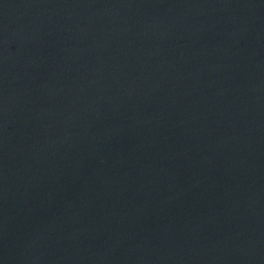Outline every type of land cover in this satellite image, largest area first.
Wrapping results in <instances>:
<instances>
[{"label": "water", "instance_id": "obj_1", "mask_svg": "<svg viewBox=\"0 0 264 264\" xmlns=\"http://www.w3.org/2000/svg\"><path fill=\"white\" fill-rule=\"evenodd\" d=\"M0 264H264V0H0Z\"/></svg>", "mask_w": 264, "mask_h": 264}]
</instances>
